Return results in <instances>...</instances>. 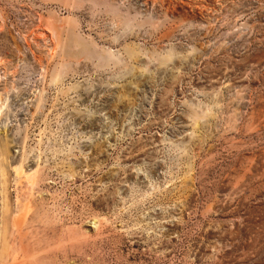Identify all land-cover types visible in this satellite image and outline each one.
Listing matches in <instances>:
<instances>
[{
    "label": "rangeland",
    "instance_id": "374dc122",
    "mask_svg": "<svg viewBox=\"0 0 264 264\" xmlns=\"http://www.w3.org/2000/svg\"><path fill=\"white\" fill-rule=\"evenodd\" d=\"M0 190V264H264V0H0Z\"/></svg>",
    "mask_w": 264,
    "mask_h": 264
},
{
    "label": "bare ground",
    "instance_id": "6f19581e",
    "mask_svg": "<svg viewBox=\"0 0 264 264\" xmlns=\"http://www.w3.org/2000/svg\"><path fill=\"white\" fill-rule=\"evenodd\" d=\"M44 39V38H43ZM13 58V57H12ZM6 66V67H5ZM4 67H5V69H6V71H11L12 69H14L15 70V68H12L13 67V64H12V66H9L8 64H6V65H4ZM16 71V70H15ZM15 71H14V73L13 74H15ZM10 75H12V74H10ZM11 77V76H10ZM14 77V76H13ZM7 83H9V82H7ZM8 85H10V83L8 84ZM7 85V86H8ZM12 96H14V94H12ZM7 176V175H6ZM2 184V183H1ZM2 190H0V192H1Z\"/></svg>",
    "mask_w": 264,
    "mask_h": 264
}]
</instances>
